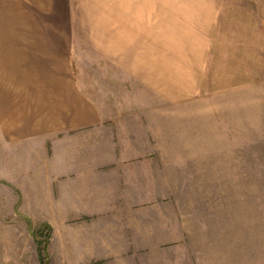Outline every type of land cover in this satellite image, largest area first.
<instances>
[{"label":"rangeland","instance_id":"1","mask_svg":"<svg viewBox=\"0 0 264 264\" xmlns=\"http://www.w3.org/2000/svg\"><path fill=\"white\" fill-rule=\"evenodd\" d=\"M254 5L264 14V0H0V236L20 237V254L28 237L44 247L50 236L19 211L38 204L30 168L15 158L37 147L17 140L25 76H51L64 60L115 138L158 158L145 180L172 189L162 197L193 231L195 254L264 252V83L225 90L216 81L223 56L232 64L247 48L233 30L249 26ZM26 27L56 33H17ZM188 91L191 99H168ZM2 240L0 264H17Z\"/></svg>","mask_w":264,"mask_h":264},{"label":"crops","instance_id":"2","mask_svg":"<svg viewBox=\"0 0 264 264\" xmlns=\"http://www.w3.org/2000/svg\"><path fill=\"white\" fill-rule=\"evenodd\" d=\"M248 14L249 26L241 29L235 25L233 30L234 35L247 37V48L240 45L232 64H227L232 54L226 49L225 61L216 71V81L224 84L225 90L233 84L235 89H247L264 83V47H258V38L262 35V40L264 36L263 22L259 21L264 14L258 13L255 5ZM28 29L17 33H56L47 27L38 32ZM61 61V69L51 76H25L26 126L17 133V140L31 141L37 147L28 148L26 156H16L15 161H25L30 168L31 191L35 189L38 205L35 212L30 207L23 209V204L19 211L25 220L50 228L44 263L40 258L41 240L34 236L22 238L27 244L22 246V251L29 254L27 261L264 264V252L258 254L256 248H251L249 254H195L193 231L179 222L175 205L162 197L173 194L172 189L154 186L151 180L148 185L145 180L146 173L155 179L158 158L146 159L135 149L140 147L136 140H117L98 104L81 90L69 65ZM173 71L170 76L177 77V71ZM206 73L211 74V69ZM178 97L191 99L192 91L169 95L168 99ZM128 143L133 150L125 148ZM26 166H17V171L20 173ZM6 239L0 236L6 244L5 254H15L17 264H23L26 254L19 251L21 238L12 235L9 244Z\"/></svg>","mask_w":264,"mask_h":264},{"label":"trees","instance_id":"3","mask_svg":"<svg viewBox=\"0 0 264 264\" xmlns=\"http://www.w3.org/2000/svg\"><path fill=\"white\" fill-rule=\"evenodd\" d=\"M45 249H46V245L43 248H41L40 258H41L42 263H44V261H45V254H43V253H45Z\"/></svg>","mask_w":264,"mask_h":264}]
</instances>
